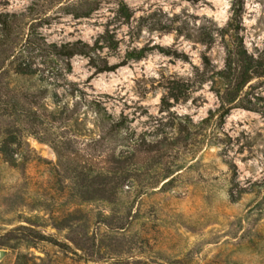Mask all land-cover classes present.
Returning <instances> with one entry per match:
<instances>
[{"label":"rangeland","instance_id":"1","mask_svg":"<svg viewBox=\"0 0 264 264\" xmlns=\"http://www.w3.org/2000/svg\"><path fill=\"white\" fill-rule=\"evenodd\" d=\"M77 2L0 0V13H21L35 3V16L50 17L49 25L41 28L48 42L91 44L113 19L115 1L104 0L89 18L74 19L60 10ZM126 2L135 14L128 24L111 23L120 44L109 55V64L121 62L132 49L153 50L115 72L101 74H94L87 59L74 57L67 79L78 85L82 102L86 101L79 107L77 124L41 131L46 141L23 132L15 167L0 155V264H264V117L260 113L232 110L217 130L221 138L226 134L231 139L225 150L212 143L192 151L190 146L168 147L163 158L170 165L168 178L155 177L156 165L137 154L135 181L119 192L115 203L87 200L74 185L73 177L95 176L113 166L110 142L88 102H101L116 120L125 116L123 132L134 139L171 137L175 131L169 121L174 116L198 123L218 107L208 83L185 102L170 101L167 109L160 104L167 80L188 79L193 67L200 66L203 53L218 68L223 66L219 39L207 52L196 41L202 30L225 27L235 4L248 51L264 45V0ZM158 47L188 59L166 55ZM255 84L264 95V80ZM18 86L32 90L28 83ZM51 108L46 100L40 109ZM54 139L67 143L60 152L70 156L69 163L57 156L50 143ZM167 144L163 140V146ZM154 180L158 184L145 188ZM74 213L70 230L71 223L63 219ZM73 241L83 247H75Z\"/></svg>","mask_w":264,"mask_h":264},{"label":"trees","instance_id":"2","mask_svg":"<svg viewBox=\"0 0 264 264\" xmlns=\"http://www.w3.org/2000/svg\"><path fill=\"white\" fill-rule=\"evenodd\" d=\"M103 1L78 0L76 4H67L60 10L74 19L89 18L101 8ZM114 1L113 19L91 44L83 40L60 44L48 42L41 28L49 25L50 17L43 13L35 16V3L21 13H0V155L9 166H16L14 157L23 147V132L36 136L39 141H46L41 137V131L77 124L79 107L86 101L82 102L83 92L78 85L67 79L72 72L71 60L74 57L87 59V65L94 70V74H101L115 72L130 60H141L153 50L132 49L125 53L121 62L109 64V55L120 44L115 29H110L111 23L115 21L119 26L128 24L135 14L126 0ZM231 10L225 27L204 29L196 38L198 43L205 46V52L211 50L219 39L223 48V66L218 68L203 53L200 66L193 67L188 79L167 80L165 95L160 102L164 109L171 107L172 103L185 102L192 92L208 83L218 107L209 110L207 117L198 123L187 116H174L169 122L175 135L169 137L166 134L162 138L168 141L167 145L163 146V140L159 137L148 142L145 138L134 139L123 132L125 116L116 120L101 102L93 100L87 103L88 109L96 116V124L105 131L110 142L108 157L113 166L95 176L72 178L85 199L97 198L109 204L115 203L119 192L135 181L132 174L137 154L145 155L156 165L153 172L155 177L165 179L171 175L170 165L163 160L168 147L190 146L192 151L204 143H212L223 146L225 150L231 139L226 134L221 138L217 130L224 125L232 110L257 112L264 117V95L258 90L260 86L255 84L264 80V45L254 52L248 51L240 35V11L235 4H232ZM158 49L183 61L188 59L185 54ZM105 50L106 54H103ZM20 82L28 83L32 90L18 86ZM46 100H50L52 108L43 112L40 108ZM50 143H53L57 156L65 157L69 163L70 156L60 152L61 146H67L65 140L54 139ZM156 184L158 180L145 188H153ZM74 220L75 213L69 214L63 222L71 223L72 226H68L71 230ZM79 241H73V245L82 248ZM54 245L60 244L54 241Z\"/></svg>","mask_w":264,"mask_h":264},{"label":"water","instance_id":"3","mask_svg":"<svg viewBox=\"0 0 264 264\" xmlns=\"http://www.w3.org/2000/svg\"><path fill=\"white\" fill-rule=\"evenodd\" d=\"M0 257H1V251H0Z\"/></svg>","mask_w":264,"mask_h":264}]
</instances>
